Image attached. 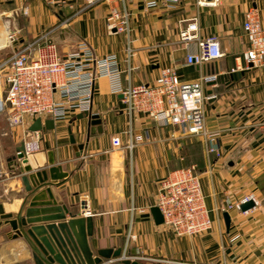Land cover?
Segmentation results:
<instances>
[{
  "label": "crops",
  "instance_id": "0c3cea01",
  "mask_svg": "<svg viewBox=\"0 0 264 264\" xmlns=\"http://www.w3.org/2000/svg\"><path fill=\"white\" fill-rule=\"evenodd\" d=\"M5 1L16 5L15 15L20 11L21 0ZM147 1L126 0L131 13L130 39L124 33L109 30L107 15L111 3L107 1L86 8L66 28L56 29L52 39L62 54L77 50L79 43L86 41L97 57L116 55L126 70L123 79L131 78L134 84L155 82L161 69L167 66L176 68L187 81L203 75L204 65L222 66L217 75L224 91L214 94L213 99L207 94L213 86L205 85L207 127L220 133L221 154L214 156L212 164H207L202 145L203 158L197 165L214 227L204 233L179 237L165 225L156 224L150 209L157 203L160 183L171 171L187 167L184 164L175 167L182 157L180 141L186 138L178 137L179 132L173 126L138 116L132 121V130L142 140L137 141L132 152L124 150V155L119 154L114 148V137L127 144L130 120L121 108L119 95L111 91L107 77L98 79L91 108L103 119V132L91 135L86 142L89 120L78 118L80 113L71 114L68 121L57 123L54 129L44 128L41 147L34 156L36 163L29 173H46L49 182L57 184L58 194L73 213L84 216V206L88 203L94 222L90 242L95 250L123 247L130 228L136 239L130 240L126 254L159 259L154 264H176L163 260L264 264V203L253 212H231L230 230L224 218L219 219L215 212L217 206H225L228 200L237 201L252 192L264 201L258 184V174L264 169V67L246 69L242 76L230 74L235 55L243 54L248 48L243 29L245 14L250 7H256L264 24V0H223L218 7H198L196 0H177L174 7H165L164 0H157L159 7L153 9L147 7ZM68 3L73 8H50L43 0H31L30 13L25 16L20 11L23 20L15 30L22 38L33 39L54 26L61 16L84 6V0H68ZM196 15L200 19L201 35L218 37L226 53L223 58L202 65L187 62L190 49L178 43L181 21ZM129 44L134 48L130 74ZM70 128L77 143H85L80 156L70 142ZM10 135V139H0V162L4 167L7 157L15 153L23 140L21 128L14 129ZM51 159L59 168L58 178L53 179L50 174ZM11 172V176L0 179L1 202L24 195L32 201L39 195L29 197L21 177L24 174ZM9 233L0 230V264H33L27 243L12 239Z\"/></svg>",
  "mask_w": 264,
  "mask_h": 264
},
{
  "label": "built area",
  "instance_id": "2783aa9c",
  "mask_svg": "<svg viewBox=\"0 0 264 264\" xmlns=\"http://www.w3.org/2000/svg\"><path fill=\"white\" fill-rule=\"evenodd\" d=\"M43 1L52 7L73 8L68 0ZM104 1L111 3L107 15L109 30L124 33L130 39L131 13L127 9L126 0H84V6L73 9L70 15L61 16L54 26L42 31L33 39L22 38L19 32L9 25L7 35L9 42L0 47V116L6 117L12 132L16 128L22 129L23 140L26 141L25 153L30 155L41 147L44 121L51 118L56 125L68 121L71 114L91 111L96 83L98 79L107 77L110 80L111 91L122 95L120 99L126 105L124 110L130 120L127 144H123L119 137H114V148L119 154L124 155V150L132 152L137 141L142 140V136L133 134L132 121L138 116H143L157 124L173 126L175 132H179V136L196 137L203 141L209 161L211 155L220 148L221 142L220 133L213 132L207 127L208 97L205 85L208 81L218 80L217 74H203L196 80L187 81L180 77L176 68L167 66L161 69L155 82L134 84L131 78L123 79L126 70L122 69L116 55L97 57L86 41H81L78 49L71 53L62 54L59 51L52 39L53 32L68 26L71 20L86 8ZM222 1L196 0V4L198 7H218ZM30 2L31 0H21L20 11L25 16L30 13ZM176 2L177 0H164L163 4L165 7H174ZM147 7L152 9L159 7L158 1H147ZM200 27L198 15L181 21L178 43L190 49L187 62L202 65L223 58L226 53L222 50L218 37L216 35L203 37ZM243 29L248 48L243 54L235 55L237 69L232 68V72L243 69L242 57L247 69L250 68V63L256 67L264 66V24L256 7L252 6L247 10ZM193 46L195 48L191 49ZM4 51L6 54L1 57ZM127 52L130 74L131 58L134 54V48L130 44ZM38 118L42 119L43 129L34 130L31 137H26L25 133ZM7 134L10 133L0 132V139ZM11 174L7 163L4 167L0 162V179ZM250 200L255 202L254 208L242 211L241 206ZM261 204V199L255 193H249L238 201L226 203V208L217 206L215 212L221 219L222 209L248 213ZM156 205L163 214V225L179 237L204 233L214 227L200 173L194 165L180 167L169 173L160 183ZM84 214L92 215L87 202ZM131 236L136 238V235ZM130 240L127 239L124 247L125 254ZM138 248L139 253H142L141 248ZM126 256L141 262L159 261L143 254ZM118 260L120 259H111L106 263Z\"/></svg>",
  "mask_w": 264,
  "mask_h": 264
},
{
  "label": "water",
  "instance_id": "95a60500",
  "mask_svg": "<svg viewBox=\"0 0 264 264\" xmlns=\"http://www.w3.org/2000/svg\"><path fill=\"white\" fill-rule=\"evenodd\" d=\"M233 69H237L234 61ZM203 66L204 75L218 74L222 69L219 64ZM241 66L245 67L242 57ZM253 64L250 63V67ZM244 70L230 73L231 76H242ZM207 86H213L207 91L209 97L214 99V94L224 91V85L218 80L208 81ZM122 98V95H119ZM126 107L121 101V108ZM88 118L87 140L91 135L103 132V119L97 113L85 111L78 118ZM45 129L51 130L56 127L53 119L44 121ZM43 129L42 119L38 118L25 133L31 137L32 131ZM70 142L74 146L77 156L84 149L85 143H77V138L69 129ZM26 141L22 140L15 148V153L7 157V166L11 171L22 173V180L29 197L39 194L32 201L26 195L17 197L11 201H0V230L10 231L12 239H23L31 249L33 264H143L141 261L133 260L124 253V247H110L94 249L90 237L94 234L93 216H79L70 210V207L61 199L56 190L54 182H49L46 173L36 172L31 174L34 164L35 152L26 155ZM36 163V162H35ZM50 174L52 178H58L54 159L50 160ZM40 164H42L40 162ZM35 165V164H34ZM37 167V165H36ZM29 174H25V173ZM30 182L32 184L30 185ZM45 188V189H43ZM28 204V205H27ZM255 206L250 200L241 206L242 211L249 210ZM85 207V206H84ZM156 224L162 225L164 217L157 205L150 209ZM69 215V217H67ZM227 230H230L232 217L228 211L223 213ZM111 259H120L112 263H106Z\"/></svg>",
  "mask_w": 264,
  "mask_h": 264
},
{
  "label": "rangeland",
  "instance_id": "374dc122",
  "mask_svg": "<svg viewBox=\"0 0 264 264\" xmlns=\"http://www.w3.org/2000/svg\"><path fill=\"white\" fill-rule=\"evenodd\" d=\"M9 2H6L5 0H0V17H1V21H0V24L2 25V26H8L9 27V25H10V27L12 28V29H17V27L18 26H21V23H22V20H23V16L20 14V11L19 12H16V15H15V13H14V8L16 7V5H13V4H8ZM50 7V6H49ZM51 8V7H50ZM12 10V11H11ZM18 13V14H17ZM21 15V16H20ZM16 18V19H15ZM130 21H131V17H130ZM17 26V27H16ZM4 27H1V28H4ZM30 27H32V23L31 24H29V28ZM67 27V26H66ZM66 27H62L63 29L64 28H66ZM20 36H22V35H20ZM126 37V36H125ZM126 41H127V38H126ZM17 43H18V41H17ZM8 52V50H6V53ZM5 51L1 54V57H3V56H5ZM235 61V60H234ZM252 67H254V65L252 66ZM252 67H250V68H252ZM262 67H264V66H262ZM243 68V67H242ZM247 68H243V69H241V70H246ZM249 69V68H248ZM241 70H239V71H241ZM232 72V71H231ZM230 72V73H231ZM2 76H3V78H4V75L2 74ZM126 76V75H125ZM0 132H9L10 134L12 133V127L9 125V123L7 122V119H6V117H4V116H0ZM14 132V131H13ZM10 134H7V135H5V136H3V137H6V139H10L11 137V135ZM10 135V136H9ZM178 137H181V138H183V136H178ZM184 138H186V139H183L182 141H180V143H181V145L183 146V149H181V151H180V154H181V160H180V162L179 163H177V164H175V167H177V166H181V165H189V166H192V165H194V166H196L197 167V165L198 164H200L199 162H200V160L203 158V152H202V147H201V144L203 145V147H204V142L203 141H201L200 139H198V138H196V137H184ZM5 139V140H6ZM6 142V141H5ZM17 142H19V140H17ZM221 142V141H220ZM201 143V144H200ZM8 144V143H7ZM9 144H13V142H9ZM222 147H221V144H220V148H217L218 150L216 151V153H214V154H212L211 155V157H210V159H209V161H208V157H207V154L205 155V159L208 161L207 162V164H212V162H213V158H214V156H218V155H220L221 154V149ZM204 151H205V147H204ZM129 160H130V154H129ZM198 169V168H197ZM199 172V171H198ZM258 179H259V182H258V184H259V190L262 192V194L264 195V169H261L260 170V172H259V174H258ZM252 193H254V192H252ZM249 194V193H248ZM247 195V194H246ZM258 198H260L259 196H258ZM261 199V198H260ZM236 201V200H235ZM238 201V200H237ZM261 201H262V199H261ZM228 202H233V201H230V200H228L227 201V204H228ZM262 203H264V201H262ZM262 205V204H261ZM220 207H224V208H226V206H223V205H219ZM261 207V206H260ZM254 208V207H253ZM257 208H259V207H257ZM222 209V208H221ZM252 209V208H251ZM256 210V209H255ZM255 210H253V211H255ZM221 211H223L222 212V216H223V213L225 212V211H228L230 214H231V212H233V211H236V210H221ZM252 211V212H253ZM240 212V211H239ZM232 217V216H231ZM224 218V217H223ZM221 219H222V217H221ZM131 233V235H135V234H133L132 233V231H131V229L129 228V230H128V238L127 239H131V240H133V239H136V238H132V236L130 235L129 236V234ZM126 243H127V241H126ZM125 243V244H126ZM125 246V245H124ZM123 246V247H124ZM119 261V260H118ZM146 262H150V264H154V263H156V262H152V261H146ZM145 262V263H146ZM143 264H145L144 262H142Z\"/></svg>",
  "mask_w": 264,
  "mask_h": 264
},
{
  "label": "bare ground",
  "instance_id": "6f19581e",
  "mask_svg": "<svg viewBox=\"0 0 264 264\" xmlns=\"http://www.w3.org/2000/svg\"><path fill=\"white\" fill-rule=\"evenodd\" d=\"M0 19H1V17H0ZM1 21V20H0ZM1 27H4V26H2L1 24H0V47L1 46H4V45H7L8 44V37H7V35H8V31H9V29H8V26L6 27H4V28H1ZM206 196V195H205ZM206 203H207V201H206ZM208 206V205H207ZM209 208V207H208ZM85 215V214H84Z\"/></svg>",
  "mask_w": 264,
  "mask_h": 264
},
{
  "label": "trees",
  "instance_id": "16d2710c",
  "mask_svg": "<svg viewBox=\"0 0 264 264\" xmlns=\"http://www.w3.org/2000/svg\"><path fill=\"white\" fill-rule=\"evenodd\" d=\"M193 138V137H192ZM201 144V143H200ZM201 146H202V144H201Z\"/></svg>",
  "mask_w": 264,
  "mask_h": 264
}]
</instances>
